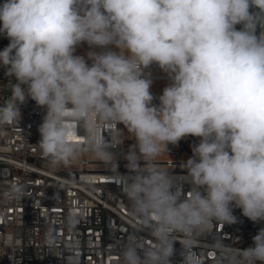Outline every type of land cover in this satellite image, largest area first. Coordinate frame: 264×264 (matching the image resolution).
<instances>
[{"label":"clouds","instance_id":"9594fccd","mask_svg":"<svg viewBox=\"0 0 264 264\" xmlns=\"http://www.w3.org/2000/svg\"><path fill=\"white\" fill-rule=\"evenodd\" d=\"M250 8L258 11L251 12ZM236 25H242L237 30ZM264 0H3L0 66L10 97L0 125L20 119L27 98L46 109L39 149L67 164L89 147L112 159L101 129L123 125L135 139L122 190L152 242L130 235L120 264H202L194 237L213 221L237 222L233 203L264 221ZM86 42L109 50L75 55ZM168 73L152 103V64ZM200 137L184 163L186 193L153 162L169 144ZM143 162V163H142ZM177 234L183 237L177 250ZM253 246L223 249L222 264H264V229Z\"/></svg>","mask_w":264,"mask_h":264},{"label":"built area","instance_id":"2783aa9c","mask_svg":"<svg viewBox=\"0 0 264 264\" xmlns=\"http://www.w3.org/2000/svg\"><path fill=\"white\" fill-rule=\"evenodd\" d=\"M261 31L264 29L258 27L257 34ZM8 44L9 39L0 34V51ZM111 47L92 49L82 42L74 54L87 57L91 51ZM87 62L91 64V60ZM155 65L145 69L152 83H171L168 73ZM5 71L0 66V106L10 97V81L16 83ZM150 92L152 103L159 105L161 94L151 88ZM20 111L19 120L0 125V264H120L130 235L151 243L119 181L120 174L128 173L125 155L135 144L130 133L126 136L124 126L104 125L101 129L111 160L101 158L89 147L87 132L81 129L75 157L67 164H54L38 146V129L46 109L27 98ZM200 139L189 135L169 144L158 156L165 159L157 157L153 162L176 177L185 193L191 185L182 180L187 175L184 163L193 156L192 149ZM232 209L236 223L213 221L194 237L193 251L202 264H222L223 249L253 246L252 238L264 229V221L249 220L234 203ZM182 239L177 234V250ZM174 264H181L178 253Z\"/></svg>","mask_w":264,"mask_h":264},{"label":"rangeland","instance_id":"374dc122","mask_svg":"<svg viewBox=\"0 0 264 264\" xmlns=\"http://www.w3.org/2000/svg\"><path fill=\"white\" fill-rule=\"evenodd\" d=\"M82 56H84L85 58H87L85 55L82 54ZM155 64V63H154ZM157 65V64H156ZM153 66V64H152ZM159 67V66H158ZM170 83H167V82H154L152 83V88L157 92V93H160L162 95L163 93V89L165 87H167ZM126 136H128V131L126 129ZM159 159H165V157H158Z\"/></svg>","mask_w":264,"mask_h":264},{"label":"bare ground","instance_id":"6f19581e","mask_svg":"<svg viewBox=\"0 0 264 264\" xmlns=\"http://www.w3.org/2000/svg\"><path fill=\"white\" fill-rule=\"evenodd\" d=\"M154 67L156 68V67H158V65H155ZM151 89H152V91L156 92V91L152 88V86H151Z\"/></svg>","mask_w":264,"mask_h":264}]
</instances>
